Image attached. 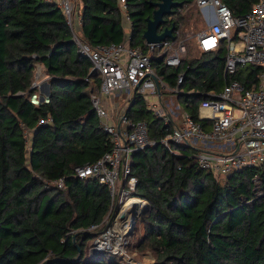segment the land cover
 Masks as SVG:
<instances>
[{"label":"trees","instance_id":"1","mask_svg":"<svg viewBox=\"0 0 264 264\" xmlns=\"http://www.w3.org/2000/svg\"><path fill=\"white\" fill-rule=\"evenodd\" d=\"M155 1L74 0L78 34L91 46L122 41L124 10L127 43L145 49L142 33ZM177 1L160 25L162 30L173 24L175 40L180 28L194 29L202 20L194 0ZM221 1L240 16L257 0ZM226 51L223 40L214 50L182 56L176 66L164 64L155 53L151 61L168 84L183 72L181 88L198 90L177 94L196 118L209 90L219 91L229 78L246 86L256 80L259 66L253 64L225 73ZM35 61L49 75V100L39 105L29 100ZM90 67L55 3L0 0V264H123L122 256L108 249L89 253L90 239L100 232L89 226L108 213L110 197L95 177L74 174L76 165L111 148L89 98L90 77L99 84ZM125 112L144 121L155 141L129 158L130 173L137 177L130 201L142 212L140 199L149 205L135 226L136 245L154 255L147 264H264V163L215 176L198 166L191 146L158 142L170 124L146 107L143 95H135ZM47 115L51 122L37 125ZM24 127L31 129L29 148ZM59 177L61 187L53 183Z\"/></svg>","mask_w":264,"mask_h":264},{"label":"built area","instance_id":"2","mask_svg":"<svg viewBox=\"0 0 264 264\" xmlns=\"http://www.w3.org/2000/svg\"><path fill=\"white\" fill-rule=\"evenodd\" d=\"M46 1L55 3L62 10L77 50L88 57L91 62L89 72L99 78V84L92 88L89 98L102 130L108 134L111 148L96 160L74 167L76 176L95 177L99 183L105 184L110 197L108 213L99 224L89 226V229L98 231L103 227L94 239L95 244L91 245L94 250L98 249L99 241L105 243L108 240L110 244L113 236L119 240V233L113 225L126 198L132 197L131 192L137 183V177L130 173L129 158L134 151L155 143L148 136L147 124L127 117L125 108L118 115L123 128L111 123L109 111L101 104L102 94L117 96L125 92L129 98L140 93L160 99L163 91L166 99L158 102L159 116L165 124L170 123V130L160 136L158 142L167 147L172 142L191 146L198 166L215 176L224 177L237 168L264 163V0H257L240 16H233L221 0H194L207 23V27L195 35L199 50H214L224 40L227 51L223 69L229 75L245 64L259 66L256 80L249 86L237 78H229L219 91L209 90L208 97L201 98L197 105L196 118L173 98V95L185 92L180 86L183 72H179L176 83L170 85L154 70L151 61V54L155 53L164 64L179 65L186 50L182 40L167 37L158 42H145L143 49L127 43V32L120 42L91 46L78 34L80 15L74 0ZM48 77L43 63L35 61L30 85L34 89L29 95L34 105L48 102L49 94L40 91V85ZM190 92L192 90H188ZM51 120L50 115L41 117L37 125ZM23 131L29 148L31 129L24 127ZM53 183L61 187L63 178L59 177ZM118 240L115 242L117 247L110 251L120 254L123 264H130L132 258L122 251Z\"/></svg>","mask_w":264,"mask_h":264},{"label":"rangeland","instance_id":"3","mask_svg":"<svg viewBox=\"0 0 264 264\" xmlns=\"http://www.w3.org/2000/svg\"><path fill=\"white\" fill-rule=\"evenodd\" d=\"M78 7H76V11L79 10ZM184 12L185 11L182 10V13L181 14H184ZM180 27H183V25H181ZM206 27H207V23L202 18V20L200 19L197 22V26H195L194 29L188 28V27H186V28H180L181 29L180 39H182V41H184V45H185V48H186V52H185V55L184 56H191V55L197 56L198 55V51H197V49L195 47L194 37L191 36V34H193L192 32H195L194 33V36H195V34L197 32H199L200 30H202V29H204ZM182 33H183V35H182ZM89 82L91 83V85L93 87L96 85L94 79L89 80ZM130 202H131V204L135 205L139 209V206L136 205L134 202L130 201L129 199L126 200L125 204L126 203H129L130 204ZM137 213L138 214H136L137 217H136V221L134 223L132 232H130V233L127 232V233L124 234V232H126V230L127 231L130 230L129 227H125V229H122V228L119 229L118 232H119V234L122 235V240L119 241V243H120V245L123 248L122 251L125 254H127L128 257H131L132 258V261L130 262V264H147V263H149L150 261H152L154 259V255H153L152 251H150L149 249H146V248L145 249H142V248L138 247V245H136V243H137V241H136L137 240V236L135 235V226H136V224H138L140 222V219L139 218L141 217V215L145 216L144 214L146 213V211L144 213V212H142V210H138ZM118 216H119V214H118ZM112 219H113V217H112ZM101 228H103V227H100V229ZM94 231H96V230H94ZM95 237H94V239H95ZM94 239L93 238H92V240L90 239V244L91 245H92V242H93ZM117 240H118L117 237L113 236L112 238H110V244H107L105 246H100V247H98V249H95V250H94L93 246L90 245L89 248H88V250L91 251V254L92 255H95L96 251H98V250H103V249L112 250V248L117 247L115 245V242H117ZM106 246H109V248L106 247Z\"/></svg>","mask_w":264,"mask_h":264},{"label":"water","instance_id":"4","mask_svg":"<svg viewBox=\"0 0 264 264\" xmlns=\"http://www.w3.org/2000/svg\"><path fill=\"white\" fill-rule=\"evenodd\" d=\"M179 1L177 0H157L152 3L154 6L151 16L146 17V25L145 29L142 33V36L145 40V42H158L164 38H173V30L174 25L171 24L169 27H164L162 30H160V25L165 21V15H168L172 11V7L177 5ZM40 91L44 94H49V84L47 81L43 82L40 85ZM42 97V96H41ZM139 198V197H138ZM145 202V210L146 213L144 215H147L149 212V205L146 199L142 198ZM121 216H124V212H120ZM143 218V215L139 218L140 220ZM136 219L134 217H131L129 228L130 230L127 232H132L134 223ZM95 244V241L92 242Z\"/></svg>","mask_w":264,"mask_h":264},{"label":"crops","instance_id":"5","mask_svg":"<svg viewBox=\"0 0 264 264\" xmlns=\"http://www.w3.org/2000/svg\"><path fill=\"white\" fill-rule=\"evenodd\" d=\"M197 8H198V6H197ZM198 10H199V8H198ZM170 14H168V15H170ZM121 23H122V26L124 29V34L129 32V19H128V17H126L124 10L122 11ZM208 25H209V23H208ZM192 33L193 34H191V36L194 37L195 47H196L198 54H199L201 51L198 48L196 36H194L195 32H192ZM172 39H174V38H172ZM180 40H182V39L179 38L176 41H180ZM144 43H145V40H144ZM185 52H186V50H185ZM184 55H185V53L183 54V56ZM192 56H195V55H192ZM189 90L196 91V92L198 91V90H193V89H189ZM184 91L186 93H188V90H184ZM137 94H140V93H134L129 98H127V96H126L127 94L125 92H123L117 96H106L105 94L101 95V104L103 105L104 108H106L109 111V116H110L109 121L111 123L116 124V126L118 128H123V126L121 124H119L118 115L121 113L122 109L125 108V110H126V108L130 106L131 102L134 99V96ZM177 97H178L177 94L173 95V98L176 99L182 105V107H184L183 103ZM143 98L145 100L146 107L148 109H150L158 118H160V120L163 124H165L163 119L159 116L160 107H158V105H159L158 102L166 99V94L162 91L161 97H159L160 99H158L156 96H153V95H148V96L143 95Z\"/></svg>","mask_w":264,"mask_h":264},{"label":"bare ground","instance_id":"6","mask_svg":"<svg viewBox=\"0 0 264 264\" xmlns=\"http://www.w3.org/2000/svg\"><path fill=\"white\" fill-rule=\"evenodd\" d=\"M127 199H131L130 197H127L126 198V200ZM132 200V199H131ZM140 200H142V201H144L143 199H140ZM134 201V200H133ZM136 202V201H135ZM137 203V202H136ZM125 204V203H124ZM123 204V208H122V212H124L125 213V215L122 217L121 216V214H119V216L117 215V217H116V219H115V222H114V225H113V228L115 229V230H117V232L119 231V229H125V227H129V222H130V219H131V217H134L135 219H136V214H138L137 212H138V210H141V208H140V205L137 203V205L139 206V208L140 209H138L135 205H133V204H131V202H130V204L129 203H126L125 205ZM146 210L144 209V212H145ZM110 233H111V231H109ZM119 233V232H118ZM122 240V235L121 234H119V240H118V242L119 241H121ZM105 243H106V245L107 244H109L108 243V240L107 241H105ZM105 243H103V242H98L97 243V247H100V246H103Z\"/></svg>","mask_w":264,"mask_h":264}]
</instances>
